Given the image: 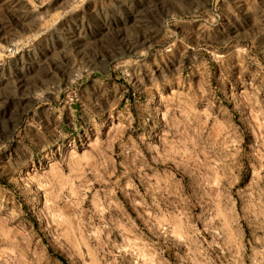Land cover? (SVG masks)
I'll return each mask as SVG.
<instances>
[{"label": "rangeland", "instance_id": "obj_1", "mask_svg": "<svg viewBox=\"0 0 264 264\" xmlns=\"http://www.w3.org/2000/svg\"><path fill=\"white\" fill-rule=\"evenodd\" d=\"M0 264H264V0H0Z\"/></svg>", "mask_w": 264, "mask_h": 264}]
</instances>
